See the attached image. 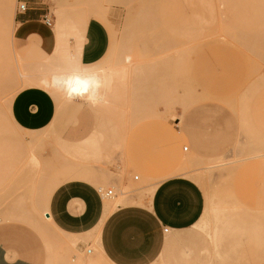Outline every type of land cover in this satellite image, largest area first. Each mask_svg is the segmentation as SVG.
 Instances as JSON below:
<instances>
[{
    "label": "rangeland",
    "instance_id": "1",
    "mask_svg": "<svg viewBox=\"0 0 264 264\" xmlns=\"http://www.w3.org/2000/svg\"><path fill=\"white\" fill-rule=\"evenodd\" d=\"M62 1L58 7L51 5L50 10L64 39L58 40L55 51L27 61L14 51L11 42L19 1L7 2L6 34L0 31V223L18 224L35 232L26 223L4 221L14 212L32 214L40 219L56 254H65L72 264H102L88 253L93 249L97 254L95 241H84L82 248L75 247L70 239L59 244L48 226L42 202L45 188L50 182H62V143L58 136L51 131L26 133L11 116L14 96L34 75L49 80L60 76V100L73 96L83 80L76 71L75 37L89 18L105 23L111 41L107 56L90 67L95 73L88 78L90 89L102 95L100 110L90 105L102 121L100 144L103 153H113L87 158L97 168H108L112 176L110 182L104 181L103 188H112L114 196L105 201L120 204L123 197L171 176L198 181L208 212L202 222L184 232L185 241L175 252L192 249L193 258L198 257L199 238H212L220 224L239 214L258 212L255 218L264 222V0ZM2 9L0 5V12ZM98 11L104 17H98ZM148 14L151 16L146 18ZM136 20H143V27L128 40ZM252 32L259 34V41ZM219 46L237 51L246 62L245 69L242 66L246 70L243 82L234 93L222 97L204 92L194 72L197 57ZM215 60L213 65L221 67L219 54ZM81 98L90 104L88 98ZM194 133L206 142L202 154L195 152ZM222 134L232 140L218 152L212 151L213 141ZM98 140L94 145L99 146ZM52 149L56 150L53 154ZM32 155L38 159V167L29 166ZM83 158L76 161L83 162ZM219 208L225 214L215 228L209 229L207 224L222 212ZM237 238L243 249L239 257L242 264H264V260L259 262L264 255L255 259L250 251L253 246L264 248V226L255 241L245 231L238 232ZM159 264H175L174 255L171 263L161 260ZM192 264L209 261L201 255Z\"/></svg>",
    "mask_w": 264,
    "mask_h": 264
},
{
    "label": "crops",
    "instance_id": "2",
    "mask_svg": "<svg viewBox=\"0 0 264 264\" xmlns=\"http://www.w3.org/2000/svg\"><path fill=\"white\" fill-rule=\"evenodd\" d=\"M18 1L26 3L28 9L16 14L12 37L14 51L26 61L32 56L55 51L58 33L63 31L57 27L58 20L51 13L50 6L58 7L59 2L63 1ZM98 14V17H104L102 11H98ZM46 15H49L51 25L45 22ZM142 27L143 20H136L130 27L128 40ZM79 31L74 45L78 64L76 71L81 72L79 76L83 79L77 88L79 91L74 92L71 99H66L69 101L60 100L61 84L53 87L52 80L34 75L11 103V116L18 128L31 134L54 132L62 143L59 150L62 182L51 193L44 210L53 227L54 240L66 244V239H70L75 247L80 248L84 247L86 240L95 241L97 254H94V250L88 253L95 255L94 261L100 260L102 264H159L161 260L171 263L173 255L175 264H192L201 255L208 259L209 264H242L239 257L243 249L238 242V232L245 231L246 236L255 241L254 238L264 226V222L255 218L258 212L251 215V211L241 213L233 220L220 224L212 238H199L198 257L193 258L195 251L192 249L179 250L175 254L178 245L185 241L184 232L202 222L208 212L202 187L188 176H171L153 187L145 186L139 192L123 197L122 200L126 202L113 209L108 208L98 187H103L104 181L110 182L112 176L108 168H97L88 159L113 153H103L105 149L100 144L99 129L102 121L90 106L100 110L103 107L102 95L100 91L90 89L88 78L95 73L90 67L107 56L111 41L105 23L98 18H89L81 24ZM252 33L254 40L259 41V34ZM120 49L124 51V43ZM231 52L222 46L212 47L204 50L194 61V72L207 94L220 97L230 95L243 82L246 75L245 58L237 51ZM218 54L221 67L217 68L213 61H216ZM81 97L88 98L90 104ZM228 124L233 122L230 120ZM192 137L197 149L195 152L202 154L207 147L205 140L195 133ZM97 139L99 146L94 145ZM231 140L228 134L220 135L213 141L212 151L218 152ZM55 151L52 149V154ZM79 157H84V161H76ZM97 183L100 185L95 186ZM14 214L17 213H11ZM224 214L225 211L218 214L213 223L209 222V229L215 228ZM9 217L4 221L26 223L35 232L18 224L1 222L0 264H72L65 254H56L50 244L52 241L37 228L24 220ZM58 236L65 241L56 238ZM261 249L251 247L255 259L264 255V248ZM263 260L262 257L259 262Z\"/></svg>",
    "mask_w": 264,
    "mask_h": 264
},
{
    "label": "bare ground",
    "instance_id": "3",
    "mask_svg": "<svg viewBox=\"0 0 264 264\" xmlns=\"http://www.w3.org/2000/svg\"><path fill=\"white\" fill-rule=\"evenodd\" d=\"M8 2V0H0V5L3 7V9H2V12H0V31L1 32H3V30L6 28L5 26H6V21H7V17H8V13L7 12H9V8H8V6H7V3ZM8 9V10H7ZM140 16V15H139ZM136 24H138V23H136ZM140 26H142V24L140 25ZM137 29H138V27H136ZM9 29V28H8ZM10 30V29H9ZM5 31V30H4ZM10 32L11 31H9V34H10ZM4 33V32H3ZM2 33V34H3ZM4 34H6V32L4 33ZM3 34V36L4 37H6L5 35ZM8 34V35H9ZM11 36V35H10ZM63 36V33H58V38L60 39V38H63L64 39V37H62ZM12 38V37H11ZM1 40H3V37H1ZM1 40H0V42H1ZM7 40H8V37H7ZM4 41H6L5 39H4ZM61 41V40H60ZM59 41V42H60ZM12 42V41H11ZM3 44H4V42H3ZM9 44V43H8ZM6 45V44H5ZM11 45V44H10ZM3 46V45H2ZM59 52V51H58ZM61 54V53H60ZM141 80V79H140ZM139 82V81H138ZM16 124V123H15ZM31 138V137H30ZM33 138V137H32ZM75 159V158H74ZM29 163V166L31 167V168H34V167H38V159L36 158V156H34V155H32V156H30V159H29V161H28ZM28 166V167H29ZM81 175H83V173H81ZM137 177V176H136ZM69 178V177H68ZM139 178V177H138ZM60 183H59V181L58 182H54V183H52L51 184V182L49 183V185L45 188L46 190H45V192H44V196H43V199H42V202H43V207H44V210H45V208H46V205H47V203H48V200H49V197H50V195H51V193L55 190V188L59 185ZM124 202H126V200H121V202H120V204L121 203H124ZM118 204H115V203H112V202H107V206H109L108 208H110V209H113V208H115L116 206H117ZM230 207V206H229ZM219 209H221L223 212H219L220 214H222V213H224V209H222V208H219ZM221 210H219V211H221ZM216 212H217V210H216ZM219 214V215H220ZM217 215H218V212H217ZM218 215V216H219ZM9 218H16V219H19V220H24V221H26V222H28L29 224H31L32 226H34L35 228H37L39 231H41L44 235H46L44 232H43V226H42V223H41V221H40V219H38L36 216H34V215H32V214H27V213H25V212H23V211H18L17 212V214H14V215H10V217ZM218 218V217H217ZM47 221H48V219H47ZM37 226V227H36ZM48 226H50V227H52V225L50 224V222L48 221ZM53 228V227H52ZM46 237H48L47 235H46ZM73 245H75V243L73 244ZM93 249H89L88 250V252H90V251H92Z\"/></svg>",
    "mask_w": 264,
    "mask_h": 264
},
{
    "label": "built area",
    "instance_id": "4",
    "mask_svg": "<svg viewBox=\"0 0 264 264\" xmlns=\"http://www.w3.org/2000/svg\"><path fill=\"white\" fill-rule=\"evenodd\" d=\"M28 9V7H27V4L26 3H24V2H19V6H18V11L17 12H19V13H23V12H25L26 10ZM45 22L48 24V25H51V20H50V17H49V15H46L45 16ZM187 149V148H186ZM185 149V150H186ZM135 179H138V177H135ZM105 188V187H104ZM103 187H98V191H99V193H100V195H101V197H103L104 199L105 198H111V197H113L114 196V191H113V189L111 188H109V189H104ZM166 231L168 230V229H165ZM91 252V251H90ZM89 252V253H90Z\"/></svg>",
    "mask_w": 264,
    "mask_h": 264
},
{
    "label": "clouds",
    "instance_id": "5",
    "mask_svg": "<svg viewBox=\"0 0 264 264\" xmlns=\"http://www.w3.org/2000/svg\"><path fill=\"white\" fill-rule=\"evenodd\" d=\"M60 80H61V77H60V76H56V75H54V76L52 77L51 86L56 87V86L59 84ZM73 91H74V92H78L79 90H78V89H74ZM71 98H72V97L69 96V99H71Z\"/></svg>",
    "mask_w": 264,
    "mask_h": 264
}]
</instances>
